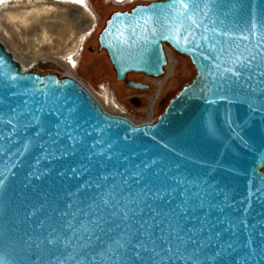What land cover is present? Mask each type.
Masks as SVG:
<instances>
[{"label":"water","instance_id":"water-1","mask_svg":"<svg viewBox=\"0 0 264 264\" xmlns=\"http://www.w3.org/2000/svg\"><path fill=\"white\" fill-rule=\"evenodd\" d=\"M98 41L128 87L166 44L196 74L136 123L0 41V264H264V0L138 3Z\"/></svg>","mask_w":264,"mask_h":264},{"label":"rangeland","instance_id":"rangeland-1","mask_svg":"<svg viewBox=\"0 0 264 264\" xmlns=\"http://www.w3.org/2000/svg\"><path fill=\"white\" fill-rule=\"evenodd\" d=\"M150 1L0 0V41L23 69L72 75L106 110L142 123L157 119L196 74L190 59L166 44L165 74H127L128 79L151 84V90L134 89L117 80L107 51L99 45V33L114 11Z\"/></svg>","mask_w":264,"mask_h":264},{"label":"built area","instance_id":"built-area-1","mask_svg":"<svg viewBox=\"0 0 264 264\" xmlns=\"http://www.w3.org/2000/svg\"><path fill=\"white\" fill-rule=\"evenodd\" d=\"M153 120H155V119H151V118H149V119H147L146 121H143V122H150V121H153ZM142 122V123H143Z\"/></svg>","mask_w":264,"mask_h":264},{"label":"snow or ice","instance_id":"snow-or-ice-1","mask_svg":"<svg viewBox=\"0 0 264 264\" xmlns=\"http://www.w3.org/2000/svg\"><path fill=\"white\" fill-rule=\"evenodd\" d=\"M78 3H83V0H77Z\"/></svg>","mask_w":264,"mask_h":264},{"label":"trees","instance_id":"trees-1","mask_svg":"<svg viewBox=\"0 0 264 264\" xmlns=\"http://www.w3.org/2000/svg\"><path fill=\"white\" fill-rule=\"evenodd\" d=\"M191 81H192V80H191ZM191 81H190V82H191ZM180 90H181V89H180ZM180 90H179V91H180Z\"/></svg>","mask_w":264,"mask_h":264},{"label":"flooded vegetation","instance_id":"flooded-vegetation-1","mask_svg":"<svg viewBox=\"0 0 264 264\" xmlns=\"http://www.w3.org/2000/svg\"><path fill=\"white\" fill-rule=\"evenodd\" d=\"M128 79V78H127ZM159 92V91H158Z\"/></svg>","mask_w":264,"mask_h":264},{"label":"bare ground","instance_id":"bare-ground-1","mask_svg":"<svg viewBox=\"0 0 264 264\" xmlns=\"http://www.w3.org/2000/svg\"><path fill=\"white\" fill-rule=\"evenodd\" d=\"M29 15V14H28Z\"/></svg>","mask_w":264,"mask_h":264}]
</instances>
